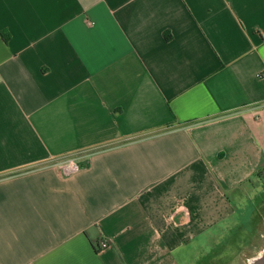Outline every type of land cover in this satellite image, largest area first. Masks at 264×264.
<instances>
[{"label": "crops", "instance_id": "obj_1", "mask_svg": "<svg viewBox=\"0 0 264 264\" xmlns=\"http://www.w3.org/2000/svg\"><path fill=\"white\" fill-rule=\"evenodd\" d=\"M263 159L264 0H0V264H247Z\"/></svg>", "mask_w": 264, "mask_h": 264}, {"label": "rangeland", "instance_id": "obj_2", "mask_svg": "<svg viewBox=\"0 0 264 264\" xmlns=\"http://www.w3.org/2000/svg\"><path fill=\"white\" fill-rule=\"evenodd\" d=\"M260 185L262 186L261 194L257 195L255 198V200L257 199L258 201L257 206L259 207V211L257 210V216L260 222L254 223L253 227L255 231L251 232V241L246 242L245 246L240 249V255L238 257V260H240L239 263L242 259H245L247 264H249L264 250V246H260V244L264 245V239L262 238L264 235V207H262L264 206V179L260 182Z\"/></svg>", "mask_w": 264, "mask_h": 264}, {"label": "built area", "instance_id": "obj_3", "mask_svg": "<svg viewBox=\"0 0 264 264\" xmlns=\"http://www.w3.org/2000/svg\"><path fill=\"white\" fill-rule=\"evenodd\" d=\"M79 159H81L79 156L68 157L63 159L62 162L59 164L62 172L65 175H68L79 171V169L81 168V163ZM101 246L105 249L108 247V243L103 242Z\"/></svg>", "mask_w": 264, "mask_h": 264}, {"label": "trees", "instance_id": "obj_4", "mask_svg": "<svg viewBox=\"0 0 264 264\" xmlns=\"http://www.w3.org/2000/svg\"><path fill=\"white\" fill-rule=\"evenodd\" d=\"M7 41V38H5ZM264 175V159H263V165L258 169L256 175L254 178H259ZM253 183L252 179H249L248 181L245 182V185H251Z\"/></svg>", "mask_w": 264, "mask_h": 264}, {"label": "water", "instance_id": "obj_5", "mask_svg": "<svg viewBox=\"0 0 264 264\" xmlns=\"http://www.w3.org/2000/svg\"><path fill=\"white\" fill-rule=\"evenodd\" d=\"M251 264H264V250L251 262Z\"/></svg>", "mask_w": 264, "mask_h": 264}]
</instances>
